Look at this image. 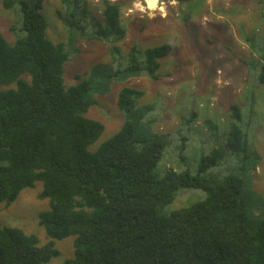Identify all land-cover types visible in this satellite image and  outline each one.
Masks as SVG:
<instances>
[{"label": "trees", "instance_id": "1", "mask_svg": "<svg viewBox=\"0 0 264 264\" xmlns=\"http://www.w3.org/2000/svg\"><path fill=\"white\" fill-rule=\"evenodd\" d=\"M60 7L66 39L53 43L43 0H2L14 19L12 41L0 34V204L10 206L40 183L38 199L47 200L48 208L38 214V224L48 242L0 226V264H50L59 256L55 241L67 237H74L73 258L62 264H264V218L252 232L241 180L208 174L228 155L259 160L242 126V109L231 105L228 132L218 135L195 175L166 169L158 178L154 169L168 135H136L133 110L143 93L123 87L117 107L124 123L90 151L104 126L85 116L96 105L91 76L76 75L75 85L64 84L67 48L77 40L101 41L111 56L119 54L125 37L121 4L102 0L101 19L87 0H60ZM170 50L164 44L142 51L134 44L125 71L155 81L158 61ZM258 83L264 84V66ZM177 189H200L205 197L160 215Z\"/></svg>", "mask_w": 264, "mask_h": 264}, {"label": "rangeland", "instance_id": "2", "mask_svg": "<svg viewBox=\"0 0 264 264\" xmlns=\"http://www.w3.org/2000/svg\"><path fill=\"white\" fill-rule=\"evenodd\" d=\"M109 1L121 4L125 37L118 45L120 53L111 56L101 41L77 40L72 49L67 48L70 60L63 71L66 87L76 84V75L91 76L90 96L96 105L85 116L99 121L104 131L89 150L110 139L124 123L117 95L121 88L129 87L143 93L133 110L136 135H168L155 176L161 178L166 169L195 175L201 159L215 147L218 135L228 132L230 107L237 105L259 160L228 155L208 174L218 178L233 175L241 180L249 227L256 232L264 218V84L258 83L264 66V0H159L156 9H148L146 1L139 0L143 11L134 7L136 0ZM87 2L101 19L102 0ZM60 8V0H43L41 13L48 23L47 37L53 43L66 39L56 13ZM13 19L0 0V34L9 42ZM134 44L142 51L170 46L169 54L158 61L157 80L125 71L126 55ZM185 117L188 123L181 126ZM206 121L216 126L217 132ZM40 188L36 183L35 188L23 190L10 206L0 204V226L34 234L44 245L48 237L38 224V214L48 208V201L38 199ZM174 194V201L160 215L167 216L205 197L200 189H177ZM73 242L74 237L55 241L59 256L50 264L73 258Z\"/></svg>", "mask_w": 264, "mask_h": 264}, {"label": "clouds", "instance_id": "3", "mask_svg": "<svg viewBox=\"0 0 264 264\" xmlns=\"http://www.w3.org/2000/svg\"><path fill=\"white\" fill-rule=\"evenodd\" d=\"M158 2H159V0H146V4H147L148 9H156ZM134 7L143 11V8H141V4H140L139 0H136ZM160 11H161V13H163V11H164L163 5L160 6Z\"/></svg>", "mask_w": 264, "mask_h": 264}, {"label": "bare ground", "instance_id": "4", "mask_svg": "<svg viewBox=\"0 0 264 264\" xmlns=\"http://www.w3.org/2000/svg\"><path fill=\"white\" fill-rule=\"evenodd\" d=\"M146 1V0H145Z\"/></svg>", "mask_w": 264, "mask_h": 264}]
</instances>
